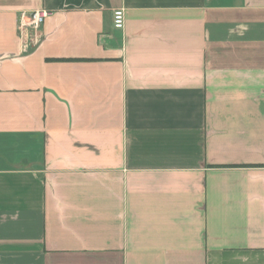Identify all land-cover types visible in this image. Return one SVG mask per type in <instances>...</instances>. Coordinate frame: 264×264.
I'll return each mask as SVG.
<instances>
[{
	"label": "crops",
	"instance_id": "crops-1",
	"mask_svg": "<svg viewBox=\"0 0 264 264\" xmlns=\"http://www.w3.org/2000/svg\"><path fill=\"white\" fill-rule=\"evenodd\" d=\"M0 264H264V0H0Z\"/></svg>",
	"mask_w": 264,
	"mask_h": 264
},
{
	"label": "built area",
	"instance_id": "built-area-1",
	"mask_svg": "<svg viewBox=\"0 0 264 264\" xmlns=\"http://www.w3.org/2000/svg\"><path fill=\"white\" fill-rule=\"evenodd\" d=\"M46 10H36L31 13H22L19 17V28L26 30H38L48 17ZM125 16L122 9L114 10L112 13V25L115 30H122L124 27Z\"/></svg>",
	"mask_w": 264,
	"mask_h": 264
}]
</instances>
